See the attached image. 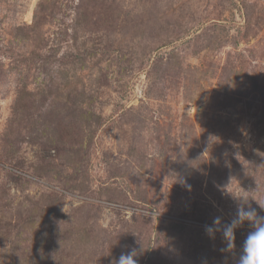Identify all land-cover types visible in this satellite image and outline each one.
<instances>
[{
  "label": "rangeland",
  "instance_id": "1",
  "mask_svg": "<svg viewBox=\"0 0 264 264\" xmlns=\"http://www.w3.org/2000/svg\"><path fill=\"white\" fill-rule=\"evenodd\" d=\"M244 191L264 0H0V264H237L248 222L205 226Z\"/></svg>",
  "mask_w": 264,
  "mask_h": 264
},
{
  "label": "clouds",
  "instance_id": "2",
  "mask_svg": "<svg viewBox=\"0 0 264 264\" xmlns=\"http://www.w3.org/2000/svg\"><path fill=\"white\" fill-rule=\"evenodd\" d=\"M183 183V181H180ZM187 187H191L188 185ZM232 198L236 203V213L231 222L221 226V218L216 217L213 220V226H205L206 234L215 239L217 232L222 233V242L225 247L221 252L231 253L235 245V230L248 222L251 229L242 245L237 264H264V215H260L257 208L251 204L252 197L247 192L232 193ZM260 210H264V202L255 200ZM140 251L136 248H130L126 252H121L118 259H113L112 264H138Z\"/></svg>",
  "mask_w": 264,
  "mask_h": 264
}]
</instances>
